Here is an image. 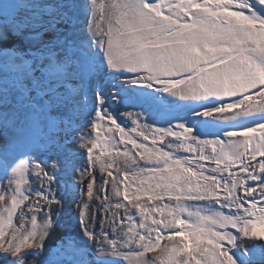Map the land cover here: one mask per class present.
<instances>
[{"label": "snow or ice", "instance_id": "6c2138e0", "mask_svg": "<svg viewBox=\"0 0 264 264\" xmlns=\"http://www.w3.org/2000/svg\"><path fill=\"white\" fill-rule=\"evenodd\" d=\"M0 264H264V0H0Z\"/></svg>", "mask_w": 264, "mask_h": 264}, {"label": "rangeland", "instance_id": "374dc122", "mask_svg": "<svg viewBox=\"0 0 264 264\" xmlns=\"http://www.w3.org/2000/svg\"><path fill=\"white\" fill-rule=\"evenodd\" d=\"M169 99H172V98H169ZM133 111H139V109H133ZM121 122L123 123V124H125V125H129L130 124V121H126V120H124L123 118H121ZM71 214L72 215H75V212H76V206L75 205H72V207H71ZM163 243V242H162ZM153 255H155L154 253H152V254H149V256H153Z\"/></svg>", "mask_w": 264, "mask_h": 264}]
</instances>
